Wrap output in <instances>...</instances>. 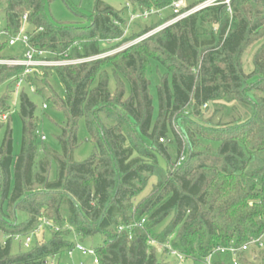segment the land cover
<instances>
[{
    "label": "trees",
    "instance_id": "obj_1",
    "mask_svg": "<svg viewBox=\"0 0 264 264\" xmlns=\"http://www.w3.org/2000/svg\"><path fill=\"white\" fill-rule=\"evenodd\" d=\"M2 1L0 61L24 59V45L23 53L6 54L9 38L24 30L32 49L60 62L102 56L110 41L118 48L141 40L174 18L170 7L178 0H126L139 20L160 13L148 18L156 17L152 28L130 37L122 13L101 0L88 27L52 23L50 0ZM255 48L247 74L244 56ZM25 73L0 64V264H47L95 237L102 238L94 249L99 264H167L150 238L193 264L220 247L263 243L264 0H233L231 13L225 5L206 9L113 56ZM33 97L64 115L61 153L40 134ZM17 99L22 143L15 156L9 114ZM81 121L93 152L77 162ZM152 179L151 193L136 204ZM47 222L49 240L12 253L14 241ZM213 262L264 264V244L236 256L219 253Z\"/></svg>",
    "mask_w": 264,
    "mask_h": 264
},
{
    "label": "rangeland",
    "instance_id": "obj_2",
    "mask_svg": "<svg viewBox=\"0 0 264 264\" xmlns=\"http://www.w3.org/2000/svg\"><path fill=\"white\" fill-rule=\"evenodd\" d=\"M105 5L112 7L118 12H121L126 24H128L126 29V37H130L132 35L140 34L145 29L153 26L154 22H156V17L150 18L148 20H139L135 19V22L131 23V19L133 18L132 9L129 6L126 0H101ZM98 0H50L47 8L46 14L49 20L56 25H65V26H73V27H88L91 23V17L95 13L96 3ZM4 1L0 0V11L3 9ZM169 11V10H167ZM5 21L0 13V31L4 28ZM152 28V27H151ZM142 40H134L124 45L114 48L118 42H107L104 48L111 49L106 54L96 57L95 59L105 58L107 56H113L118 54L133 45L141 42ZM24 46L21 44H17L7 51V55H14L18 53H23ZM255 49L250 50L244 56V70L248 74L252 71V56L254 55ZM53 85L56 92L64 96V87L62 83L57 77L53 79ZM151 93L154 98V105L157 109L158 100H157V88L156 81L152 78L151 85ZM35 104L37 105L36 113L38 116L42 117V125L40 127V134L46 137V143L51 146L55 151L61 153V148L56 140V138L61 133V127L65 123V117L62 113L58 112L53 108V106L49 105L47 110H44L42 101L33 97ZM206 109V108H205ZM213 114L212 109H207L205 113V119L211 118ZM11 120V128L13 131V151L14 155H18L21 151V143H22V121L19 116V102L18 99L16 103H12L11 112L9 114ZM199 124L203 125V122L196 121ZM5 131L2 130L0 132V146L4 139ZM88 134L85 126V122L81 121L79 126V140L80 147L74 153V159L77 162L85 161L89 158L93 152L92 144L88 143ZM172 157L175 159L176 151L173 147H171ZM161 166L166 169L167 164L164 161H161ZM57 178V166L55 163H52L50 169V180L55 181ZM156 184V180L152 179L147 189L144 191L142 196L137 200L136 204L140 202L142 198L149 196L152 191L153 186ZM51 229L50 227L42 226L39 229V232L30 237L31 243L26 246V238H21L17 241H14L12 244V253L14 255H19L20 253L30 252L36 244H41L46 242L51 238ZM3 240V238H2ZM6 240V239H5ZM4 240V241H5ZM154 240V239H153ZM3 241V242H4ZM264 244V238H263ZM77 245L82 246L86 250H94L102 243L101 237H95L93 239H89L86 242H76ZM158 243V242H157ZM152 246V245H151ZM156 247L161 259L164 260L167 264H179L175 262V259L171 256H167L163 253L164 248L162 245L153 246ZM47 264H94V257L83 255L78 251H74L73 256H69V253H63L60 256L52 257L48 260ZM183 264H193L192 261H187Z\"/></svg>",
    "mask_w": 264,
    "mask_h": 264
},
{
    "label": "built area",
    "instance_id": "obj_3",
    "mask_svg": "<svg viewBox=\"0 0 264 264\" xmlns=\"http://www.w3.org/2000/svg\"><path fill=\"white\" fill-rule=\"evenodd\" d=\"M232 1L233 0H178V1L174 2L170 7V10L172 11L174 18H172L169 22H167L163 27H161L157 30H154L151 33L147 34L146 36L141 38V40H145L148 37L156 34L157 32L165 29L166 27H169V26H172L176 23H179V22H181V21H183V20H185V19H187V18H189V17H191V16H193V15H195L201 11L209 9V8L217 7L220 5H225V6H227L228 11L231 13ZM155 14H160V13L155 12V11L146 12L145 14L141 15L140 18H143L146 20L151 15H155ZM138 18H139V16H133L131 21H134L135 19H138ZM26 20H27V17L25 16L24 22H26ZM0 35L7 36V33L0 32ZM9 39H10L9 40L10 46L22 44L27 48V51L25 53L23 60L0 61V64H5V65L11 66V67H17V66L25 67L26 68L25 74H32L38 68L52 67V66L62 67V66L76 65V64L95 60V58H91V59L75 60V61L50 62L44 58V56H45L44 52H37L30 47L29 42H28L29 39L24 34V30H22L21 33L17 37H12ZM37 57L39 59H37ZM43 108L47 109V106H44ZM43 140H45V137H43ZM144 224H145V220H143L140 224H135L132 227L133 228L134 227L140 228V227H143ZM43 226L52 227V224L47 222V223L43 224ZM129 229L131 230L132 228L130 227ZM122 230L123 229H121V231ZM38 232H39V230L35 233V235ZM30 243H31V238L28 237L26 239L25 245L28 246ZM149 244L152 246L160 245L159 243H157L152 238H150ZM251 245H258V246L262 247L263 243L261 242V240H258V241L249 243L240 249L233 247V246L226 247V248L220 247V248L216 249L213 253H211L208 257H206L203 261V264H214V262H213L214 257L219 253L220 254H231L232 256H236L241 251H244V252L247 251ZM162 247L164 249H167L169 252V256L173 257L179 264L185 263L186 257L183 256L182 254H180L175 249H173L170 245H162ZM74 251H78V252L82 253L83 255L94 257V264H99V262L96 258L95 250H89L88 251V250L84 249L82 246L77 245L74 250L69 252L70 257L73 256Z\"/></svg>",
    "mask_w": 264,
    "mask_h": 264
}]
</instances>
